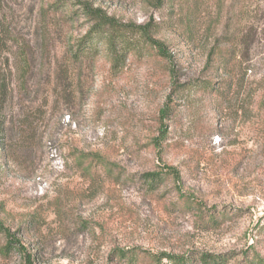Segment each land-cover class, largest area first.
Returning a JSON list of instances; mask_svg holds the SVG:
<instances>
[{
    "label": "rangeland",
    "instance_id": "obj_1",
    "mask_svg": "<svg viewBox=\"0 0 264 264\" xmlns=\"http://www.w3.org/2000/svg\"><path fill=\"white\" fill-rule=\"evenodd\" d=\"M81 1L172 58L77 59L74 2L0 0V264H264V0Z\"/></svg>",
    "mask_w": 264,
    "mask_h": 264
},
{
    "label": "trees",
    "instance_id": "obj_2",
    "mask_svg": "<svg viewBox=\"0 0 264 264\" xmlns=\"http://www.w3.org/2000/svg\"><path fill=\"white\" fill-rule=\"evenodd\" d=\"M74 2L76 6H78L83 17L90 23V28L87 32V36L83 38L82 41L77 45L73 56L75 58H79L81 55H85L86 53V44L91 42L96 36L104 37L107 41L108 51L114 55V60L117 61L123 55L129 54L137 50L138 41H142L143 43L149 45L154 48L157 54L165 59L171 60V55H169L166 50L165 44L155 38L154 29L150 27V25H121L119 24L113 17L108 16L104 11L100 8H94L89 2L81 1V0H69ZM1 3V2H0ZM2 7L0 5V11ZM13 35L10 31L2 25L0 20V48L4 49L8 47V43L10 42ZM137 39L134 41V39ZM89 41V42H88ZM136 43V44H135ZM251 44V40L248 36H244L240 40V46L245 50L246 53L249 51V46ZM88 45V44H87ZM20 46V45H18ZM214 55V52H210L208 54V65L211 63V58ZM20 72L21 74L17 78L18 83H21L25 80V75L28 72L27 63H26V52L25 49L20 48ZM119 56V57H118ZM226 66V64H225ZM245 73L247 72V68H244ZM10 73V71H8ZM225 86H228L229 82L223 83ZM230 87V84L229 86ZM12 89H10L9 85H2L0 87V104L1 107L7 105L8 101L11 98ZM147 181L150 186H154L155 182L160 178V175L151 174L147 176ZM122 257L125 255L122 253ZM162 257L167 258L171 262L176 264H186L183 257H170L169 255H162ZM211 257H206L205 259H201V264H210ZM220 259H215L214 262L218 263Z\"/></svg>",
    "mask_w": 264,
    "mask_h": 264
}]
</instances>
